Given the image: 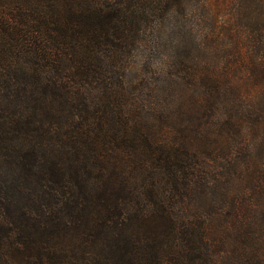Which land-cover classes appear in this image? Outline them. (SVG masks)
Here are the masks:
<instances>
[{
	"label": "trees",
	"instance_id": "obj_1",
	"mask_svg": "<svg viewBox=\"0 0 264 264\" xmlns=\"http://www.w3.org/2000/svg\"><path fill=\"white\" fill-rule=\"evenodd\" d=\"M0 264H264V0H0Z\"/></svg>",
	"mask_w": 264,
	"mask_h": 264
}]
</instances>
